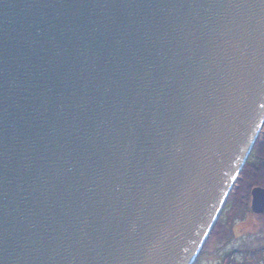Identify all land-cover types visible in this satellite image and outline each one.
Listing matches in <instances>:
<instances>
[{
    "label": "water",
    "instance_id": "water-1",
    "mask_svg": "<svg viewBox=\"0 0 264 264\" xmlns=\"http://www.w3.org/2000/svg\"><path fill=\"white\" fill-rule=\"evenodd\" d=\"M263 125L264 0H0V264H191Z\"/></svg>",
    "mask_w": 264,
    "mask_h": 264
},
{
    "label": "flooded vegetation",
    "instance_id": "flooded-vegetation-1",
    "mask_svg": "<svg viewBox=\"0 0 264 264\" xmlns=\"http://www.w3.org/2000/svg\"><path fill=\"white\" fill-rule=\"evenodd\" d=\"M263 131L264 125L261 133ZM258 185L264 188L261 183L232 186L212 230L191 264H201L199 258L221 218L222 225L215 244L221 243L223 248L216 264H264V204L261 209L254 208L252 204V189ZM259 231L263 233L259 235ZM212 249L208 254L213 253Z\"/></svg>",
    "mask_w": 264,
    "mask_h": 264
},
{
    "label": "trees",
    "instance_id": "trees-1",
    "mask_svg": "<svg viewBox=\"0 0 264 264\" xmlns=\"http://www.w3.org/2000/svg\"><path fill=\"white\" fill-rule=\"evenodd\" d=\"M252 150L237 179L239 181L246 177L250 180V185L264 184V131L259 135Z\"/></svg>",
    "mask_w": 264,
    "mask_h": 264
},
{
    "label": "rangeland",
    "instance_id": "rangeland-1",
    "mask_svg": "<svg viewBox=\"0 0 264 264\" xmlns=\"http://www.w3.org/2000/svg\"><path fill=\"white\" fill-rule=\"evenodd\" d=\"M263 130V126H262V129L261 131ZM260 131V133H261ZM259 133V135H260ZM259 137V136H258ZM257 137V139H258ZM253 151V150H252ZM251 151V153H252ZM250 153V154H251ZM241 172V171H240ZM239 175V174H238ZM238 177V176H237ZM264 177V176H263ZM250 180L248 178H243L242 180L236 178V181L235 183L233 184V187L235 185H239L240 187L241 186H248L250 185ZM222 220L223 218H221L217 224V227L215 229V231L213 232V234L210 236L206 246L204 247V250L202 252V255H201V258H199V262L201 264H216L218 259H219V255H220V252H221V249L223 248L221 243H217L215 244L216 240H217V235L219 234L220 232V229H221V225H222ZM213 228V227H212ZM212 230V229H211ZM263 233V231H259V235H261ZM257 234V232H255V235ZM251 235V234H250ZM215 244V246H214ZM214 246V247H213ZM213 248V249H212ZM211 249L213 250V253L212 254H208L210 253Z\"/></svg>",
    "mask_w": 264,
    "mask_h": 264
}]
</instances>
